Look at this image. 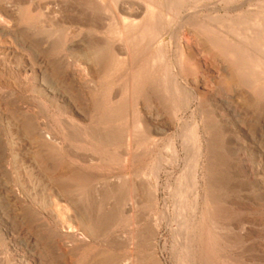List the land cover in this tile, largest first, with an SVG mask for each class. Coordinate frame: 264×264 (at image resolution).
I'll return each instance as SVG.
<instances>
[{"label": "rangeland", "instance_id": "rangeland-1", "mask_svg": "<svg viewBox=\"0 0 264 264\" xmlns=\"http://www.w3.org/2000/svg\"><path fill=\"white\" fill-rule=\"evenodd\" d=\"M227 1L215 0V16H236L239 12L258 13L255 9L257 0ZM6 3L17 10H14L15 22L0 16L3 23L0 26V65H3L0 68V264H76L77 251L73 244L65 245V251L60 249L65 247L60 242L64 235L82 237L84 231L79 221L70 219L74 210L59 201L55 192L66 191L67 177L72 172L80 171L96 178L102 174L101 156L92 150L86 138L89 134L106 137L111 130L97 121L98 109L90 100L97 86L91 77L103 71L104 61L110 55L124 52L125 45L119 39L110 40L108 36L109 29L121 24L122 15L117 12L119 17L117 14L115 17L111 11L113 9L99 3V0H6ZM53 4L57 7L55 14L48 11ZM129 15L123 16L138 20V23L142 21V17L136 18L133 13ZM4 28L12 30V33L6 35ZM174 28H177V24ZM168 39L169 35L166 37ZM216 51L215 75L210 81L202 80L201 84L203 90H206L208 84L215 95V149L211 153L215 158V173L212 178L215 180V206L221 209L215 233L221 239L224 254L235 263L264 264V93H258L252 80L242 75L232 83L229 75L235 72V62L232 57L219 55ZM42 59L46 66L44 68L38 62ZM69 72L72 79L65 76ZM78 73L85 74L86 81H79ZM121 77L122 81L119 79L113 88L119 96L129 75ZM75 78L78 80L74 81ZM163 81L157 78L152 84L153 89L152 86L150 88L151 93L141 103L146 122L149 121L147 125H151L148 128L154 147L148 154L139 155V161L149 169L157 163L165 167L160 201L162 206L166 200L172 205L170 222L161 219L163 207L158 212L146 207V180L140 177L142 174H137L134 168L124 171L115 167V172L105 179L94 180L91 194L78 198H75L76 194L70 195L73 200L76 199L75 209L80 222L85 225L89 222V216H105L109 215L108 212H117L122 216L136 213L135 223L129 227H116L114 223L105 226L104 231L109 234L94 243L96 253L98 251L97 254L94 252V263L103 259L101 257L105 254L108 256L109 250L116 255L122 254L128 249L126 242L129 237L139 236L145 243L144 240L148 241L156 226H160L157 240L159 257L163 264H178V252L182 248L185 233L181 227L187 219L186 213L189 216L190 212L184 210L185 213L178 214L176 193L179 187L189 186L187 189L192 190L191 177L194 174L191 173H195L193 166L197 162L191 154L192 148L186 133L192 125L193 112H198L200 102H194L191 111L185 115L180 114L178 120L173 105L160 91V88L163 89ZM75 82L79 87L75 86ZM165 130L168 131L166 134ZM200 136L205 145L203 131H200ZM79 141L84 143L79 144ZM42 142H64V158L69 162L70 175L62 178L53 149ZM136 144L129 145V148L120 147L117 152L125 158L133 157L138 151ZM170 147L175 149L174 152ZM175 153L179 155L177 163L173 162L176 160ZM204 159L207 160L206 157ZM59 170L61 173L58 174ZM198 174L201 176L203 171L199 170ZM123 178L136 183L137 188L129 195L108 200L105 189L108 193L109 188L118 185ZM205 183L200 182L201 194L205 192ZM187 189L185 194L188 193ZM191 190L186 196L188 200L191 198ZM88 199L93 200V204L99 203L90 205L91 211ZM52 208L59 209L57 217L52 216ZM180 217L182 220L185 218V221H181ZM99 253L104 254L99 258ZM135 259L134 256L132 261ZM92 261H88L89 264ZM132 261L130 259L125 264L134 263Z\"/></svg>", "mask_w": 264, "mask_h": 264}, {"label": "bare ground", "instance_id": "bare-ground-1", "mask_svg": "<svg viewBox=\"0 0 264 264\" xmlns=\"http://www.w3.org/2000/svg\"><path fill=\"white\" fill-rule=\"evenodd\" d=\"M120 1H122V3H120ZM257 1L258 3L256 4L255 9L258 13L253 14L252 12H247L244 14L239 12L236 16H231L230 14H227L226 16H215V0H99V3L102 2L104 6L113 9L108 10L113 11V13H115V17L117 12L122 15L120 17L122 20L120 21L121 24L109 29L108 36L110 40L119 39L122 44L125 45L124 52L122 51L119 55L116 53L110 55L107 61H104V69H101L103 71L94 75L92 74L93 76L91 77L92 82L96 84L97 89H95L94 92L92 91L93 93L90 92L92 95L90 96L91 99H89L93 101L98 109L97 121L99 124L105 126L106 129L109 128V130H111V133L106 137H103L104 135L102 137H95L92 134H89L86 138L88 139L86 141L90 144L92 150L102 158H100L103 165L100 168L102 174L100 173L101 175L97 178L85 175L87 173L84 174V172L81 173L80 171H75L71 174L68 164L69 162H66L64 158L66 152L64 142L61 144L60 142L53 144L42 142L47 147H51L53 149V153L56 156L55 159L58 162L56 163V166L59 164V168L63 175L62 178L71 174L67 177L68 183L65 187L66 191L63 193H55L56 198L59 201L63 202V204L68 208H72L74 210V215H72L70 219L75 222L79 221L78 224L80 223L83 229L82 231H84V235L82 237L64 235L60 242L63 246H67L68 243L73 244V247L77 251L76 264H89L88 261H92L98 253V251L96 253L97 248L94 243L101 237L109 234V232L106 233L104 231L107 224L109 225L110 223H114L116 227H129L135 223L136 213L132 212L136 209L128 216H122V214L117 212H108L109 215L106 214L105 216H89L88 224H82L75 209L76 199L73 200L70 196L71 194H76L75 198H78L93 192L92 189L94 187V180L105 179L107 176L112 174L113 170H116L115 167L124 171H129L134 168L137 174H142L140 177L142 176L144 180H146V184L144 185L148 203V205L145 204L146 207L148 206L147 208L150 211L155 210L157 212L162 209L161 207H163L164 210L160 213L161 219L168 221L167 223L170 222L169 220L172 213L170 208L171 204L169 205L166 200L163 204L164 206H162L160 201V190L162 188L161 180L163 173L166 172L165 167L160 163H157L153 166V168L149 169L141 165L139 161V155L142 156L148 154L154 147L152 144L153 140L151 138V133L148 128V125L150 124L148 123L147 125V122L149 121L146 122V116L144 117L141 103H143V99H146L145 97L151 93V89H153L152 84L157 78H162L164 80L162 82L163 89L160 88V91L167 96V100L170 102L169 104L173 105V109H175L176 112L175 118L178 116V120L180 119V114L185 115L188 111H191L194 102H200L198 112H193L194 118L193 121L191 120L192 125L188 127V134L186 133V135H188L189 145L192 148L191 154H193V157L196 158L193 160L197 162L196 165L193 166L195 167V173H191L194 175L191 177V174L189 173L190 171L188 172L191 179H193L191 185L192 190L190 188L189 190L187 189L189 186L187 188L179 187L176 193V199H178L177 204L175 205L178 206L177 210L179 212L176 211L175 214L178 212V214L182 215V213H185L187 210L190 212L189 216L186 213V221L184 220L185 216L182 217L184 218L183 220L180 217L181 221H185L184 226H180L183 228L185 233L182 238V248L178 252V261H176L178 264H237L235 261H232V258H228L224 254V250L221 249V239L215 233V225L221 216V209L219 210L215 206V180L212 178L214 172L213 170H215V168H213L215 166V158L211 155L213 148L215 149V141L213 138V128L215 127V95L214 91L208 88V84L206 85V90L201 88V84H203L202 80L210 81L215 75V51L217 50L218 52L216 51V53H219V55H228L232 57V61L235 62V72L229 75L232 83L242 75L243 77L252 80L251 83H253L255 88L258 90V93H264V0ZM8 4L9 3H6V0H0V16H6L12 22H15L16 18L14 10L16 8L13 10L12 5L10 6V4ZM230 4H232V2ZM117 6L119 7L118 10ZM55 7L56 5L53 4L48 8V11L55 14L57 12V7ZM58 10L60 9L58 8ZM132 13L136 18L142 17V21L138 23V20L133 21L129 18H124L123 16L125 14L131 16L129 14ZM251 13L253 15H251ZM41 16L43 18L42 14ZM1 19L2 18H0V26H3ZM176 24L177 28H174L175 30H173L172 28ZM3 32L6 33V35H10L12 30H6L4 28ZM168 35L169 39L167 41L166 37ZM38 62L39 65L44 68V60L42 59ZM2 66L0 68H2ZM126 74L129 75V79L119 96L114 93L113 88L116 82L122 78L121 76H126ZM65 76L67 79L73 78H71L70 72ZM78 76V78H80L79 81H82V79L85 80L87 77L83 73H78ZM76 79L77 78L73 80L75 81ZM124 81L126 80H123V82ZM190 81H192V83ZM100 85L102 86L100 87ZM75 86H78V84ZM118 96L120 97L119 99ZM149 99H151L150 96ZM200 131L204 132V137L206 138L205 142L207 145L202 143ZM164 132L166 134L168 131L165 130ZM80 143L83 144L84 142L82 143V141H79V144ZM135 143H138L136 144L138 146V149L136 148L138 150H136V156L134 155L133 157L129 156V158H125L124 156L118 154V148L125 146L128 147L129 145H133ZM79 146L82 147V145ZM172 148H175V146H172ZM172 148L170 147V149ZM174 150L172 149L173 152ZM131 154L133 155V153ZM175 154L176 160H173V162L175 163L176 161L177 163L179 155L177 153ZM205 157L207 160L204 159ZM51 161L52 160L50 159V162ZM173 162H171L172 165ZM175 165L176 164H174V166ZM192 165L194 164L192 163ZM199 170H201V172L203 171L201 176L198 174ZM61 171L58 172V174L61 173ZM95 171L98 172L97 170ZM200 180L206 181V189L203 194H201L199 190L202 184H200ZM182 181H184V179ZM136 188V183L133 184L127 178H123L118 185H114L112 188L110 187L108 193L105 189V193L107 199L113 201L115 198L129 195ZM186 189L188 190V193H190L191 190V198L189 200L186 198L188 194H185ZM53 191L54 190H52V192ZM101 196L103 197V193ZM176 199L174 200L176 201ZM90 202L91 204L89 203V206L94 203L93 200ZM95 204L93 205L95 206ZM89 209L91 211L92 207ZM58 210L59 209H53L52 212L50 211L52 216L57 217ZM110 230L108 229L107 231ZM159 231L160 226H156L154 232H152L151 236H149L148 241L147 239L144 240L145 243L143 240L138 238L139 236L129 237L126 242L128 249L124 252L122 249L119 250L123 252L122 254L119 253V255H116L114 253H110L109 250L107 251L109 255L107 256L105 254L103 257L102 255L104 253H99L100 255H98V257L102 256L101 258L103 259L97 260L95 263L92 261V264H125V262L130 259L132 261L134 256L137 259L133 260L134 263L132 264H163L158 254L157 240ZM60 246L58 248H60ZM66 246L60 249L67 251V249H65ZM94 252L96 253L95 255ZM92 254L94 256L91 258ZM93 260H95V258ZM239 263L240 262H238V264Z\"/></svg>", "mask_w": 264, "mask_h": 264}]
</instances>
